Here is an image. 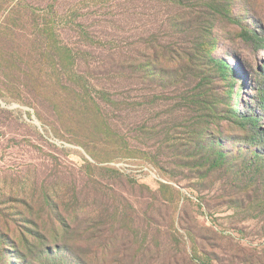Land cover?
Wrapping results in <instances>:
<instances>
[{
    "label": "rangeland",
    "instance_id": "rangeland-1",
    "mask_svg": "<svg viewBox=\"0 0 264 264\" xmlns=\"http://www.w3.org/2000/svg\"><path fill=\"white\" fill-rule=\"evenodd\" d=\"M0 264H264V0H0Z\"/></svg>",
    "mask_w": 264,
    "mask_h": 264
},
{
    "label": "trees",
    "instance_id": "trees-1",
    "mask_svg": "<svg viewBox=\"0 0 264 264\" xmlns=\"http://www.w3.org/2000/svg\"><path fill=\"white\" fill-rule=\"evenodd\" d=\"M224 65V64H223ZM254 121V120H253Z\"/></svg>",
    "mask_w": 264,
    "mask_h": 264
}]
</instances>
